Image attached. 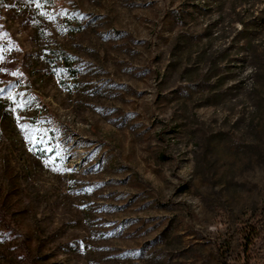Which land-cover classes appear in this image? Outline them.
<instances>
[{
    "label": "rangeland",
    "instance_id": "rangeland-1",
    "mask_svg": "<svg viewBox=\"0 0 264 264\" xmlns=\"http://www.w3.org/2000/svg\"><path fill=\"white\" fill-rule=\"evenodd\" d=\"M262 11L0 0V264H264Z\"/></svg>",
    "mask_w": 264,
    "mask_h": 264
},
{
    "label": "trees",
    "instance_id": "trees-1",
    "mask_svg": "<svg viewBox=\"0 0 264 264\" xmlns=\"http://www.w3.org/2000/svg\"><path fill=\"white\" fill-rule=\"evenodd\" d=\"M263 15V17H264V11H262V13H261V16ZM256 20H259L258 18H256ZM241 22H242V24L244 25V32L247 34L248 33V25L246 24V22L245 21H243V20H241ZM255 22V20H253V22L252 23H254ZM248 35H249V33H248ZM250 45V41L248 40V46ZM65 61H68V60H65ZM2 91H0V93H1ZM0 102H2V100L0 99ZM1 106V105H0ZM6 107V106H5ZM0 113L2 114V116H4V115H7V116H10L11 114H9L8 113V109H4V106H3V108L1 109L0 108Z\"/></svg>",
    "mask_w": 264,
    "mask_h": 264
},
{
    "label": "snow or ice",
    "instance_id": "snow-or-ice-1",
    "mask_svg": "<svg viewBox=\"0 0 264 264\" xmlns=\"http://www.w3.org/2000/svg\"><path fill=\"white\" fill-rule=\"evenodd\" d=\"M6 35V34H5Z\"/></svg>",
    "mask_w": 264,
    "mask_h": 264
}]
</instances>
